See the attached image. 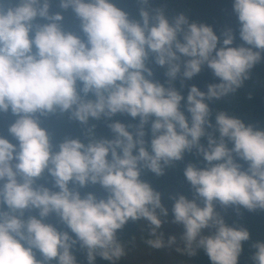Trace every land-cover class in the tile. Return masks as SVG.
<instances>
[{"label":"clouds","instance_id":"clouds-1","mask_svg":"<svg viewBox=\"0 0 264 264\" xmlns=\"http://www.w3.org/2000/svg\"><path fill=\"white\" fill-rule=\"evenodd\" d=\"M153 2L134 0L133 12L120 0H0V115L14 118L0 134V264H119V233L144 221L151 249L240 264L249 244L250 264H264V240L217 210L264 212V127L210 107L264 62V0H232L239 45L233 28L218 35ZM205 68L218 82L186 83ZM52 118L82 134L56 139ZM102 120L111 137L92 123ZM187 155L204 166H184L192 198L170 196L169 221L142 175L164 177ZM97 185L105 196L82 194ZM164 223L183 231L166 237Z\"/></svg>","mask_w":264,"mask_h":264},{"label":"trees","instance_id":"trees-1","mask_svg":"<svg viewBox=\"0 0 264 264\" xmlns=\"http://www.w3.org/2000/svg\"><path fill=\"white\" fill-rule=\"evenodd\" d=\"M119 6L135 12L134 0H120ZM153 7H163L169 15H174L181 11L185 12L192 20L205 21L213 26L218 35L226 27H231L237 32L235 45L241 43L238 36V22L232 10V0H154ZM78 23L70 12L66 14L64 22L66 29L76 30ZM163 71V69H157V78L161 79V81L164 79ZM213 82L218 81L213 76L211 70L205 68L198 76L186 83L188 85L195 84L201 90H206V85ZM177 87H179L178 82ZM183 94L187 95V88L183 89ZM210 107L214 113L224 110L230 115L242 118L246 123H254L264 127V62H261L252 70L251 78L246 81L243 88L238 90L234 95L211 102ZM13 119L11 116L0 115V134L8 136L7 127ZM114 119L124 123H136L128 116L117 115ZM92 123L97 124L99 135L111 137L112 134L107 128L105 121H92ZM48 126H50L56 139H60L65 134L73 136L82 134V129L78 124L57 120L56 118H52L48 122ZM146 139H150V134ZM201 142L205 145L207 143L206 139L203 138ZM190 162L198 163L201 167L204 166L199 157L187 155L183 163H178L174 168L168 169L164 177L157 178L151 172L145 171L142 179L151 182L162 194L166 189L171 187L182 188L186 193L192 194L190 185L183 175L184 166ZM87 191L94 192L98 197L106 195L99 185L81 190L82 194ZM230 211L232 212V218L228 224H232L234 221L238 222L250 230L252 241L264 240V212L249 213L241 209L242 216L238 217L233 209L230 208ZM140 225L141 222H129L119 233L124 244L138 231ZM244 248L245 251L241 257L240 264H250L247 259L251 252L249 244H245ZM78 259L83 261V255H78ZM97 264H107V262L98 260ZM189 264H210V261L203 251H201Z\"/></svg>","mask_w":264,"mask_h":264},{"label":"rangeland","instance_id":"rangeland-1","mask_svg":"<svg viewBox=\"0 0 264 264\" xmlns=\"http://www.w3.org/2000/svg\"><path fill=\"white\" fill-rule=\"evenodd\" d=\"M183 194L187 196L189 199L192 198V194L186 193L182 188L171 187L166 189L162 194V203L168 207L169 209V217L168 220L172 219L171 207L173 201L169 199L172 195ZM224 217L226 222L228 223L232 218V212L230 209L223 210L217 208ZM147 222H141V225L138 231L125 243L127 255L119 262V264H189L192 259L186 255H183L177 252L174 248H165L160 250H154L149 248L144 240L147 237ZM161 231L165 233L167 237L170 234H175L179 236V234L183 231L182 226L172 224V223H164L162 225Z\"/></svg>","mask_w":264,"mask_h":264}]
</instances>
